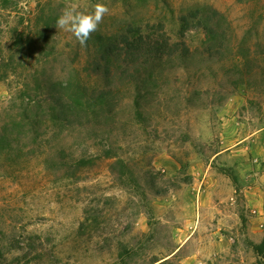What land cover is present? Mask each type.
Here are the masks:
<instances>
[{
  "label": "rangeland",
  "instance_id": "obj_1",
  "mask_svg": "<svg viewBox=\"0 0 264 264\" xmlns=\"http://www.w3.org/2000/svg\"><path fill=\"white\" fill-rule=\"evenodd\" d=\"M73 2L109 8L86 45L55 26ZM203 4L220 53L190 29L139 106L114 77L109 124L46 125V81L101 88L115 33L162 20L177 40ZM0 264H264V0H0Z\"/></svg>",
  "mask_w": 264,
  "mask_h": 264
},
{
  "label": "trees",
  "instance_id": "obj_2",
  "mask_svg": "<svg viewBox=\"0 0 264 264\" xmlns=\"http://www.w3.org/2000/svg\"><path fill=\"white\" fill-rule=\"evenodd\" d=\"M180 20L182 23L177 40L171 39L162 20L148 22L144 26L129 23L125 30L115 33L103 45L100 56L90 61L89 71L100 76L104 82L101 88H88L76 83L74 85L81 87V93L69 95V88L74 86L72 82L46 81V99L49 104L45 123L49 121L60 132L62 127L67 126L79 130L93 125L106 126L116 118V103L110 90L114 77L132 81L135 86L134 105L139 106L140 99L149 93V84L153 83L154 73L160 70L163 62L176 57L185 60L191 55L185 40L186 32L190 29H201L206 34L205 51L211 54L220 53L219 47L226 36L219 27L225 21L222 12L212 5L203 4L180 15ZM48 25L46 23L47 29ZM49 147L44 162L49 163L56 157L59 159L58 163H61L60 160L65 157L63 148ZM76 164L77 167L84 165L83 158Z\"/></svg>",
  "mask_w": 264,
  "mask_h": 264
},
{
  "label": "clouds",
  "instance_id": "obj_3",
  "mask_svg": "<svg viewBox=\"0 0 264 264\" xmlns=\"http://www.w3.org/2000/svg\"><path fill=\"white\" fill-rule=\"evenodd\" d=\"M108 13L109 8L104 3L97 2L89 10L87 6L73 2L65 6L56 19L55 26L58 30L72 33L81 45H86Z\"/></svg>",
  "mask_w": 264,
  "mask_h": 264
}]
</instances>
